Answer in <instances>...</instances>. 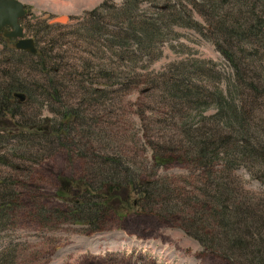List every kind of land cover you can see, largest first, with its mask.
Listing matches in <instances>:
<instances>
[{
	"label": "rangeland",
	"instance_id": "obj_1",
	"mask_svg": "<svg viewBox=\"0 0 264 264\" xmlns=\"http://www.w3.org/2000/svg\"><path fill=\"white\" fill-rule=\"evenodd\" d=\"M17 1L26 8L24 37L50 53L44 66L20 58L0 33V80L9 69L33 90L16 118L0 119V179L13 191L0 213V264H248L255 256L230 243L246 236L251 252L264 245V51L252 52L240 32L219 38V25L235 26L245 13L248 21L255 8L182 0L192 21L167 33L157 19L163 36L149 46L138 24L162 2L139 5L132 24L113 10L128 0H109L104 35L90 38L88 13L105 0ZM255 12L264 15L263 3ZM217 42L233 52V64ZM220 102L249 117V134L232 135L245 148L233 163L239 168L221 172L220 157L207 172L190 146L228 122ZM219 187L228 190L229 210L246 205L256 223L248 235L224 233L207 198ZM144 188L157 190L154 203L153 191L143 202ZM94 200L103 213L91 226L82 209Z\"/></svg>",
	"mask_w": 264,
	"mask_h": 264
},
{
	"label": "trees",
	"instance_id": "obj_2",
	"mask_svg": "<svg viewBox=\"0 0 264 264\" xmlns=\"http://www.w3.org/2000/svg\"><path fill=\"white\" fill-rule=\"evenodd\" d=\"M182 0H128L125 2L121 7H115V9L110 8L109 0H105L103 4L99 7L98 10H94L90 13H88V18L86 20L87 26H85L84 32L85 36H88L90 38L99 37L100 35H104L103 28H102V21L101 17L103 14H101L104 11H110L113 9L115 12L114 15H117V20H123V17L126 19V21H130L132 24H134V19L137 18V12L139 5L142 3H155V2H162L164 4V9H158V13L154 14L155 16H152L150 18H144L139 25V33L141 35V38L148 41L150 44L152 41L154 42V39L156 38L158 41L162 38V32L160 22H158L157 19H161L164 21L165 28L168 29L173 26H187V21H192L191 16L189 15V11L185 9V7L181 6L179 3ZM194 7H198L199 3H197L194 0H189ZM237 3L243 4L242 7H248L250 10L253 8L259 9L261 6V3L264 5V0H235ZM260 1V3H258ZM224 2H228V0H225ZM179 4V7H178ZM178 10V11H177ZM253 10L251 12V16L249 20L247 21L244 18L247 15V13L242 14L239 17V20H235V26L232 24V26L225 27V24L222 23L219 25V34L223 40L227 39L226 37L231 36L233 33L240 32L239 35H241L245 41H248L249 43H252L253 48L252 52L259 53L260 50L264 51V15H258L261 12H255ZM140 13V12H139ZM188 18V20H187ZM190 25H193L191 23ZM100 27V28H99ZM169 29V30H170ZM231 30L232 32H227ZM135 32V30H134ZM134 36V35H133ZM132 36V38H133ZM229 41V40H228ZM230 42V41H229ZM231 43V42H230ZM217 48L223 55H225L226 59L234 63V54L230 49H224L221 47L220 42H217ZM153 46V44L149 45ZM239 52H244L242 50L237 49ZM53 51V50H51ZM13 52L18 55L20 58H31V59H37V61L44 66L45 62H47L49 59H47L48 54L50 51H46L45 49L37 50V53L34 55L27 54L22 51H14ZM54 60V59H53ZM51 61V60H50ZM235 68L237 71L241 72L242 69L239 66H236ZM53 72V73H52ZM53 76H56V73L54 71H51ZM244 73V72H243ZM2 76L4 77L2 80H0V119L2 117H5L6 115H10L11 118H16L18 116V110L25 106L26 101L32 100L33 96V90L31 86L26 83L25 80H23L20 76H17L16 73H12L9 71H5L2 73ZM244 80V77H242ZM242 83V82H241ZM252 88V84H250ZM49 90V86H46ZM176 90V88H174ZM53 90L56 92V88H53ZM239 89H237L235 92H237ZM47 91V90H46ZM20 94L23 95L24 101H19L15 95ZM223 103H219V106L221 109L218 110L219 114H225L228 122L221 123L218 122L221 131L217 135L214 133V136L211 138L210 136H205L204 134L202 136H197L195 139V142L191 144L192 152H194V155H197L200 158V166L203 170L207 172H211L214 167L216 166L214 163L216 160H219L220 157L223 158L224 161H226V164L222 165L221 172H225L226 170L236 169L240 166H233V163L239 159L240 154L243 153L240 151L243 150V148H239L237 146V143L232 139V135L247 137L249 134L248 127L250 128V124L247 123L249 120V117H244L241 112L237 109H235L234 112H231L229 106H226V108H223ZM37 117V116H36ZM67 117V116H65ZM216 125V124H215ZM36 130L37 128L31 127L30 130ZM240 132H238L239 130ZM222 132H225L227 134H222ZM45 133V132H41ZM194 133V132H193ZM192 133V134H193ZM200 130L196 132V134H199ZM46 135V134H45ZM209 135V134H208ZM22 134H18V136H15L14 138L20 139ZM217 136V137H216ZM234 143V144H233ZM233 145L234 147H232ZM245 149V148H244ZM253 149V148H250ZM264 150V147L262 148ZM229 161V162H228ZM264 165V164H263ZM260 170L264 171L263 167L259 168ZM213 176V175H212ZM211 176V177H212ZM118 179L116 176H112L110 179ZM221 180V179H220ZM213 182L217 184V180H213ZM6 186V181H4L2 178L0 179V213H6L12 205L13 200V191L8 190ZM221 188V190L219 189ZM217 190V193H211L208 194L207 198L211 199L213 203H215V209L214 215L217 219H220L221 224L223 225V231L225 232H233L234 230L241 229L243 235H248V227L254 224V222L249 218V215L246 212L245 206H237L235 210H229L228 204L230 203V198H228V190L225 189V187H219ZM153 191V203L154 198L158 197L157 190H152L151 188H144V191L142 192L143 202L147 200L148 204H150V193L152 194ZM160 194V193H159ZM83 196H87V194H83ZM149 196V197H148ZM210 196V197H209ZM85 198V197H84ZM91 198V197H86ZM93 198V197H92ZM94 199V198H93ZM85 204L84 208L82 209V215L86 217L88 220H90L91 226H94L96 223H98L101 220L102 217V210L99 208L97 202L94 200L92 202H84ZM144 206V205H143ZM168 209H165L164 212H168ZM235 218V224L230 223L229 219ZM238 218V219H237ZM238 220V221H237ZM253 222V223H252ZM256 225V223L254 224ZM257 230L260 229V227H256ZM197 233H200L199 230H197ZM201 234V233H200ZM246 236L239 237L241 240H235L231 241L230 248L234 249L235 251H246V253H251L253 256V259H250L248 264H264V245L263 247H257L259 252H251L249 243L246 239V241L242 240ZM206 241L209 243V245L212 248H216V239L212 237L211 239L208 237V235H205ZM242 264V263H241Z\"/></svg>",
	"mask_w": 264,
	"mask_h": 264
},
{
	"label": "water",
	"instance_id": "obj_3",
	"mask_svg": "<svg viewBox=\"0 0 264 264\" xmlns=\"http://www.w3.org/2000/svg\"><path fill=\"white\" fill-rule=\"evenodd\" d=\"M25 13V6L19 1L0 0V32L3 33L4 38L16 41V50L24 51L33 55L37 52L35 43L32 39L23 38L24 30L20 23L21 19L24 18ZM61 21L65 22V19L63 18ZM15 97L22 102L25 98L20 94H16Z\"/></svg>",
	"mask_w": 264,
	"mask_h": 264
}]
</instances>
